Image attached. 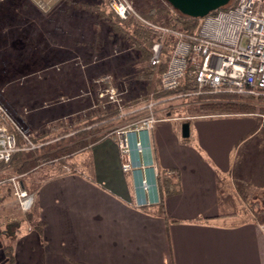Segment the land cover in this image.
<instances>
[{
  "label": "crops",
  "instance_id": "0c3cea01",
  "mask_svg": "<svg viewBox=\"0 0 264 264\" xmlns=\"http://www.w3.org/2000/svg\"><path fill=\"white\" fill-rule=\"evenodd\" d=\"M66 49L74 56L73 46ZM125 50L130 51L134 74L143 73L145 62L135 61L139 52ZM81 57L90 74L99 73L100 64L106 63L104 56L91 64L94 56L86 51ZM133 83L137 88L138 83L145 85L138 79ZM138 105L131 101L127 107L136 110ZM88 109L76 108L74 113L84 115ZM157 119L151 131L153 161L157 172L171 171L180 187L178 193L165 197L164 214L158 203L136 205L140 173L123 172L116 142L102 138L60 166L35 167L32 175H43L24 185L36 199L30 228L23 220L10 231L0 230V264H264L262 230L223 194L232 174L234 150L253 122L236 116L183 120L171 111ZM184 122L189 124L187 138L182 136ZM32 138L40 146L47 143ZM6 186L1 185L0 191ZM11 239L12 261L4 252Z\"/></svg>",
  "mask_w": 264,
  "mask_h": 264
},
{
  "label": "rangeland",
  "instance_id": "374dc122",
  "mask_svg": "<svg viewBox=\"0 0 264 264\" xmlns=\"http://www.w3.org/2000/svg\"><path fill=\"white\" fill-rule=\"evenodd\" d=\"M64 1L0 0V101L19 125L26 128L32 137L40 138L47 142L46 144L69 136L79 128L94 129V125L98 124L101 116L104 117L115 109V114L111 115L113 120L97 132V136L101 138L110 137L114 140L115 130L139 120L145 113L142 110L145 104H142L156 99L151 92L149 94L143 88V85L140 86L138 83L137 88V84L133 83L135 74L129 59L130 51L120 48V43L114 45L107 43V47H104L105 53H100L102 54L100 56L93 55L94 58L88 61H92L91 64L97 63L99 59L106 56L105 65L100 64L99 67H102V70L96 75L90 74L86 69L87 62H84L85 58L81 57L84 51L81 46H74L76 49L74 56L67 52L66 48L70 47L72 36H76L71 29H75L82 23L85 26L86 21L92 20V13L85 8H64ZM74 1L76 2L74 6L77 2L98 3V0ZM129 1L133 5L132 0ZM136 2L143 4L151 3L153 0H136ZM38 3H42L43 8L38 7ZM63 19L66 20L65 27L57 23L62 27L61 29L56 22ZM71 22L73 27L70 25ZM95 28L98 30V27ZM87 30L85 27V31ZM67 32L70 38L66 36ZM107 37L108 40L115 39L112 35ZM103 75L110 76L111 84L120 93L122 112L114 104L105 100V96L99 97L105 85L96 80ZM154 89L160 92L156 84ZM176 96L177 94L162 97L167 100L156 105V118L164 117L167 111H171L174 116H180L183 120L191 116L235 117L239 115L236 117L249 118L253 122L245 140L234 150L232 174L228 187L224 186L223 191L224 199H232L236 211L241 212L244 218L252 217L251 212L254 211L250 205L254 202L259 206L264 205V131H257L260 119L249 114L264 113V108L253 105L252 100L221 95L203 105L243 104L251 110L245 113L212 112L201 109L202 104L188 103L192 99L184 100ZM131 101L140 104L136 110L129 111L127 105ZM174 101L175 103H170ZM89 106L91 109L84 111V115L74 113L76 108L84 109ZM94 112L98 114L94 116ZM123 113L125 114L122 115ZM67 159L55 158V161L45 162L38 169L49 164L60 166ZM36 171L34 169L30 173L19 175L9 168L0 174V179L18 175L20 176L18 180L27 187L43 175L41 173V176L39 174L33 176L32 174ZM9 189L10 187L6 186L3 190ZM3 190L0 191V196ZM14 220H20L22 223L25 219L18 210L16 201L12 200L0 207V230L10 231L13 228L11 222ZM10 244H14V239H11Z\"/></svg>",
  "mask_w": 264,
  "mask_h": 264
},
{
  "label": "built area",
  "instance_id": "2783aa9c",
  "mask_svg": "<svg viewBox=\"0 0 264 264\" xmlns=\"http://www.w3.org/2000/svg\"><path fill=\"white\" fill-rule=\"evenodd\" d=\"M107 4L118 19L133 16L150 31L152 44L148 65L162 63L163 41L165 38L174 40L166 67L156 79L159 90H176L188 72L194 85V90L185 94L192 99L188 103H209L216 96L227 95L252 100L253 105L264 108V0H237L230 9L200 18L198 29L189 36L172 31L166 19L159 22L144 19L129 0H107ZM38 7L43 8V4ZM110 79L109 75H103L96 80L105 85L99 97L105 96V100L122 112L120 93ZM177 96L181 98V95ZM164 98L147 102L142 107L145 113L139 120L114 131L122 170L140 173L137 182L141 192L136 199L138 207L159 202L151 131L158 121L156 105L167 100ZM249 115L260 119L257 131H264V113ZM39 146L40 142L35 141L30 132L15 121L0 101V173L9 168L17 152ZM19 177L17 175L0 183V186L9 184L11 187L1 192L0 207L15 200L26 227L30 228L27 214L34 207L35 195L24 188ZM252 217L255 218V215L252 214ZM255 221L264 234V218Z\"/></svg>",
  "mask_w": 264,
  "mask_h": 264
},
{
  "label": "trees",
  "instance_id": "16d2710c",
  "mask_svg": "<svg viewBox=\"0 0 264 264\" xmlns=\"http://www.w3.org/2000/svg\"><path fill=\"white\" fill-rule=\"evenodd\" d=\"M158 1H161L158 3ZM237 0H231L228 4L223 7L218 8L217 10L212 11L210 14H214L219 10H226L232 8ZM74 0H65L64 8H85L88 12L92 13V20H88L84 23L76 26L75 29L71 31L76 33V36H72L73 39L70 40L71 46H81L84 51L89 54V57L93 55H102L100 53H105L104 47L107 43L116 44L120 43V48H131L138 53V58L135 60L137 62H145V66L142 70L143 73L135 75L134 79H138L145 82L144 89L152 93L155 99H161L162 97L177 94L181 95L184 100H187L188 96L185 94L187 92L194 90V85L190 80L188 72L185 74L182 84L174 91H156L154 89V77L161 74L168 61L171 49L174 45V40L165 38L163 41L162 55L163 61L157 66H150L147 64V61L151 55V33L146 29L137 19L133 16H129L125 20H120L113 13L107 4V0H98V3L95 4H80L77 2L76 6ZM136 12L143 17L144 19L151 22H159L162 20H167L166 24L172 31H178L189 36L193 34L200 25V18L191 17L184 15L178 10L174 9L168 2L165 0H153L149 3H140L136 0H132ZM140 4V5H137ZM90 15L89 13H87ZM60 21V22H58ZM66 20H57L56 24L64 26ZM62 23V24H61ZM57 24V25H58ZM59 28L62 29V27ZM73 27V23H70ZM84 26V28H83ZM65 27V26H64ZM88 29L87 31H85ZM95 27H98L96 30ZM67 32L66 36L70 38ZM107 35H112L115 39L108 40ZM69 40V39H68ZM109 41V42H108ZM33 42V40H32ZM107 47V46H106ZM106 57V56H105ZM104 63V62H103ZM203 110H211L212 112H223V111H239V112H249L251 109L243 104H232V103H215L205 106H201ZM115 114V109L111 110L106 116L99 118L98 124L94 125V129L90 130H81L80 128L71 133L69 136H64L57 139L53 143L43 144L39 148L32 151V153L17 155L12 158L10 164L14 173L23 175L24 173H30L35 169V167L41 166L45 162L54 161L55 158L61 160L67 158L75 153L81 152L88 149L91 145L99 141L101 136H97V132L101 131L107 123H110L113 120L111 115ZM96 126V127H95ZM52 158V159H51ZM51 159V160H50ZM171 171H159L157 173V187L159 194L158 206L164 212V199L166 196L178 193L180 191L178 180H174V177L171 176ZM177 175V174H176ZM8 178L0 179V183L6 182ZM251 209L254 211L253 214L256 218H264V205L259 206L256 202L250 205ZM31 212L27 214V219H30ZM161 212V211H160ZM14 224H21L20 220H14L11 222ZM12 245L9 244L4 247V252L10 261L13 260L12 254Z\"/></svg>",
  "mask_w": 264,
  "mask_h": 264
},
{
  "label": "water",
  "instance_id": "95a60500",
  "mask_svg": "<svg viewBox=\"0 0 264 264\" xmlns=\"http://www.w3.org/2000/svg\"><path fill=\"white\" fill-rule=\"evenodd\" d=\"M174 9L178 10L184 15L195 18H202L212 11L228 4L231 0H165ZM182 136L187 138L189 136V124L184 122L182 124Z\"/></svg>",
  "mask_w": 264,
  "mask_h": 264
},
{
  "label": "bare ground",
  "instance_id": "6f19581e",
  "mask_svg": "<svg viewBox=\"0 0 264 264\" xmlns=\"http://www.w3.org/2000/svg\"><path fill=\"white\" fill-rule=\"evenodd\" d=\"M9 185V184H8ZM9 187H10V185H9ZM10 189H11V187H10Z\"/></svg>",
  "mask_w": 264,
  "mask_h": 264
}]
</instances>
